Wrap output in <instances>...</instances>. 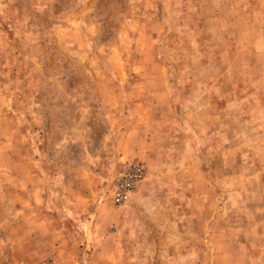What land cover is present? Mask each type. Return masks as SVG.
I'll return each instance as SVG.
<instances>
[{
	"label": "rangeland",
	"instance_id": "1",
	"mask_svg": "<svg viewBox=\"0 0 264 264\" xmlns=\"http://www.w3.org/2000/svg\"><path fill=\"white\" fill-rule=\"evenodd\" d=\"M0 264H264V0H0Z\"/></svg>",
	"mask_w": 264,
	"mask_h": 264
},
{
	"label": "built area",
	"instance_id": "2",
	"mask_svg": "<svg viewBox=\"0 0 264 264\" xmlns=\"http://www.w3.org/2000/svg\"><path fill=\"white\" fill-rule=\"evenodd\" d=\"M142 170L143 167L137 166L135 167L134 172L130 171V173H124L117 179L115 184L117 189L115 198L117 200H122L123 198H125L127 192H129L140 179Z\"/></svg>",
	"mask_w": 264,
	"mask_h": 264
}]
</instances>
